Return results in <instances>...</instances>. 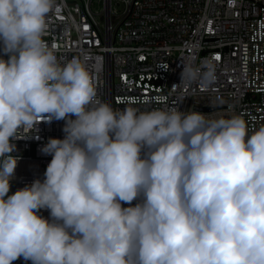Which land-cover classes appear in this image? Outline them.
<instances>
[{"label": "clouds", "instance_id": "clouds-1", "mask_svg": "<svg viewBox=\"0 0 264 264\" xmlns=\"http://www.w3.org/2000/svg\"><path fill=\"white\" fill-rule=\"evenodd\" d=\"M59 7L0 0V264H264V125L114 108L87 54L61 62L45 41ZM198 72L184 64L180 84ZM53 120L65 135L40 149L44 179L9 194L15 141Z\"/></svg>", "mask_w": 264, "mask_h": 264}, {"label": "built area", "instance_id": "built-area-1", "mask_svg": "<svg viewBox=\"0 0 264 264\" xmlns=\"http://www.w3.org/2000/svg\"><path fill=\"white\" fill-rule=\"evenodd\" d=\"M57 3L59 10L50 14L44 39L61 62L87 54L102 101L117 109L140 110L180 102L181 111L239 115L250 129L264 125V0ZM208 62L216 79L206 85ZM186 63L199 72L196 79L180 84ZM64 124L42 121L35 135L15 141L13 155L20 159L9 194L44 179L52 157L40 149L49 138H64ZM40 214L49 217L48 210ZM13 264L31 261L21 257Z\"/></svg>", "mask_w": 264, "mask_h": 264}]
</instances>
